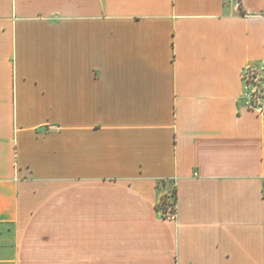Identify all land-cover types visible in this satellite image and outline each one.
Listing matches in <instances>:
<instances>
[{"label":"crops","instance_id":"obj_1","mask_svg":"<svg viewBox=\"0 0 264 264\" xmlns=\"http://www.w3.org/2000/svg\"><path fill=\"white\" fill-rule=\"evenodd\" d=\"M263 66L264 0H0V264H264Z\"/></svg>","mask_w":264,"mask_h":264},{"label":"built area","instance_id":"obj_2","mask_svg":"<svg viewBox=\"0 0 264 264\" xmlns=\"http://www.w3.org/2000/svg\"><path fill=\"white\" fill-rule=\"evenodd\" d=\"M258 73L256 71V68H247L244 71L243 79H244V93H243V100L246 103V107L258 111L259 113L264 114V106H261L260 104H256L258 98L257 89L259 87V81H258ZM176 215L172 214L170 216L171 220L176 219Z\"/></svg>","mask_w":264,"mask_h":264},{"label":"trees","instance_id":"obj_3","mask_svg":"<svg viewBox=\"0 0 264 264\" xmlns=\"http://www.w3.org/2000/svg\"><path fill=\"white\" fill-rule=\"evenodd\" d=\"M166 182H160V185H164ZM177 206V192L174 189L169 196H164L157 205V210L162 213L163 217L170 219L172 214L176 215Z\"/></svg>","mask_w":264,"mask_h":264},{"label":"rangeland","instance_id":"obj_4","mask_svg":"<svg viewBox=\"0 0 264 264\" xmlns=\"http://www.w3.org/2000/svg\"><path fill=\"white\" fill-rule=\"evenodd\" d=\"M256 71L258 73V81H259V87L257 89V94H258V100H257V105L260 104L261 106H264V66L261 68H256ZM242 104L245 106L246 103L243 100Z\"/></svg>","mask_w":264,"mask_h":264}]
</instances>
